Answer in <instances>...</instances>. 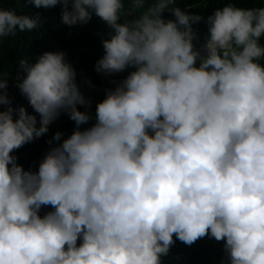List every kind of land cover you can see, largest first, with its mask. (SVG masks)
Instances as JSON below:
<instances>
[{
  "label": "clouds",
  "instance_id": "1",
  "mask_svg": "<svg viewBox=\"0 0 264 264\" xmlns=\"http://www.w3.org/2000/svg\"><path fill=\"white\" fill-rule=\"evenodd\" d=\"M173 2L121 24L122 0H28L62 4L68 26L94 13L114 30L96 71L137 70L81 130L92 117L78 105L90 100L66 54L21 62L18 86L40 119L0 92V264H163L174 235L187 245L226 240L230 264H264V8L216 10L197 67L193 23L202 17L177 7L176 20L165 21ZM39 24V15L0 8V38ZM62 112L76 130L38 171L25 170L11 153ZM44 206L54 211L41 216Z\"/></svg>",
  "mask_w": 264,
  "mask_h": 264
},
{
  "label": "trees",
  "instance_id": "2",
  "mask_svg": "<svg viewBox=\"0 0 264 264\" xmlns=\"http://www.w3.org/2000/svg\"><path fill=\"white\" fill-rule=\"evenodd\" d=\"M72 0H70V3ZM124 8L121 10L119 23H132L140 18L149 8L159 0H143L142 6L137 0H122ZM234 5L243 9L264 8V0H174L168 9L163 12L165 21L176 20L174 8H180L189 15L202 17L199 22L193 23L197 34L194 47H205L209 36L208 18L218 9L227 5ZM62 4L49 8H36L28 0H0V8L15 10L19 15L32 18L39 15L40 24L36 29L20 31L17 26L15 36L0 38V81L7 80L11 85L10 91L14 93L21 106L27 108L29 114H39L29 104L27 97L22 94L19 83L27 73L21 69L22 61L35 63L45 52H64L66 61L71 63L77 72L76 82L80 91L90 104L78 105L81 111L91 115L88 123L81 125V130L87 129L96 123V107L107 95L108 90H115L130 74L137 70L129 67L123 72L98 73L96 65L106 54L104 41L111 39L114 30L93 13V19L87 24L68 26L62 22ZM264 47V36L259 40ZM200 59L196 66H200ZM264 66V57L258 61ZM113 80V81H112ZM13 107V106H12ZM7 105H5V109ZM18 118V117H16ZM76 130L75 121L71 120L67 112H62L58 119L49 125V131L39 137L45 147L50 151L69 138ZM61 133V139L56 141L55 134ZM12 155L18 158L17 163L25 170L38 171L39 165L45 156L39 151L34 141L15 149ZM54 211L51 206L41 209V216ZM169 253L162 257L163 264H230V258L225 250L226 240L217 241L209 236L202 237L192 245L176 239ZM82 241L78 240V246Z\"/></svg>",
  "mask_w": 264,
  "mask_h": 264
},
{
  "label": "water",
  "instance_id": "3",
  "mask_svg": "<svg viewBox=\"0 0 264 264\" xmlns=\"http://www.w3.org/2000/svg\"><path fill=\"white\" fill-rule=\"evenodd\" d=\"M194 50H200L202 53L199 55V58H203L206 57L208 55V49L207 47H194ZM197 59V60H198ZM0 92H6L8 97L11 99L12 101V106L16 109H19L21 107L19 101L17 100L16 96L14 95L13 92L10 91V89L6 88V89H0ZM37 148L39 149V151L46 157L47 153L49 152V150L45 147V145L42 143L40 138H36L34 140Z\"/></svg>",
  "mask_w": 264,
  "mask_h": 264
},
{
  "label": "built area",
  "instance_id": "4",
  "mask_svg": "<svg viewBox=\"0 0 264 264\" xmlns=\"http://www.w3.org/2000/svg\"><path fill=\"white\" fill-rule=\"evenodd\" d=\"M2 81V80H1ZM113 81V80H112ZM8 83V82H7ZM10 84L8 83V89L10 88ZM3 110H5V105H0V111H3ZM14 119H16V117L14 116Z\"/></svg>",
  "mask_w": 264,
  "mask_h": 264
},
{
  "label": "bare ground",
  "instance_id": "5",
  "mask_svg": "<svg viewBox=\"0 0 264 264\" xmlns=\"http://www.w3.org/2000/svg\"><path fill=\"white\" fill-rule=\"evenodd\" d=\"M194 51H198V52H199V54H201V53H202L200 50H194Z\"/></svg>",
  "mask_w": 264,
  "mask_h": 264
}]
</instances>
